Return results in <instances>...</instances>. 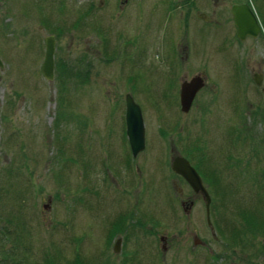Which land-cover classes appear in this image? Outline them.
<instances>
[{
    "label": "rangeland",
    "instance_id": "obj_1",
    "mask_svg": "<svg viewBox=\"0 0 264 264\" xmlns=\"http://www.w3.org/2000/svg\"><path fill=\"white\" fill-rule=\"evenodd\" d=\"M120 1L0 0V245L26 235L25 264H264L251 242L264 234L241 227L264 221V39H237L234 0ZM247 1L264 22V0ZM69 66L84 79L66 77L60 92ZM198 74L205 85L184 112L180 85ZM127 93L145 125L136 157ZM177 154L196 165L211 224L202 194L171 169Z\"/></svg>",
    "mask_w": 264,
    "mask_h": 264
},
{
    "label": "water",
    "instance_id": "obj_2",
    "mask_svg": "<svg viewBox=\"0 0 264 264\" xmlns=\"http://www.w3.org/2000/svg\"><path fill=\"white\" fill-rule=\"evenodd\" d=\"M231 14L233 16L235 25L237 27V34L240 39L245 38L246 35L251 33L256 35L260 30L255 13L251 9L249 4H235L231 7ZM54 51H55V38L49 35L45 38V53L42 63V74L47 79H52L54 75ZM0 65L2 61L0 59ZM256 84H260L261 79L259 77L254 78ZM205 80L200 74L193 76L190 80H184L180 85V106L181 110L188 112L191 105L197 95V93L204 87ZM126 112H125V124H126V136L131 149V153L134 157L145 148V125L140 105L134 100L130 93L125 96ZM171 169L178 175L182 176L186 182L190 185L195 193H200L203 196L205 202L207 221H210V203L211 197L204 185L202 178L198 171L191 165L189 160L182 155H175L171 161ZM193 202L190 201V205ZM47 205L44 204V207ZM165 240V236L161 237ZM120 238L115 242V250L119 249ZM163 245V250H165Z\"/></svg>",
    "mask_w": 264,
    "mask_h": 264
},
{
    "label": "flooded vegetation",
    "instance_id": "obj_3",
    "mask_svg": "<svg viewBox=\"0 0 264 264\" xmlns=\"http://www.w3.org/2000/svg\"><path fill=\"white\" fill-rule=\"evenodd\" d=\"M189 1H191V0H189ZM120 2H122V3H125L126 4V2H127V0H121ZM191 2H193V1H191ZM193 3H195V2H193ZM243 3H245V4H249L250 5V7H251V9L253 10V12L255 13V16H256V18H257V21H258V24L260 25V30L256 33V35H252L251 33H249L248 35H246L245 36V38H243V39H240V38H238L237 37V39L239 40V41H244V40H246V39H249L250 41H258V40H260V39H264V22H263V20L257 15V13H256V11L253 9V7L251 6V4L247 1V0H234L233 2H232V4H231V6H230V12H231V7L233 6V5H235V4H237V5H239V4H243ZM196 16L197 17H199V18H202V21H204V22H208V20H209V18L207 17V15L205 14V13H201V12H197V14H196ZM232 16V15H231ZM232 20H233V24L235 25V23H234V19H233V16H232ZM186 22V24H187V20L185 21ZM42 25H40L39 26V29L41 30L42 29ZM235 28H236V36H237V27L235 26ZM49 35H52V36H54V34H49ZM48 35V36H49ZM47 36H45L44 37V39H43V42H44V44H45V38H46ZM54 38H55V42H56V37L54 36ZM44 53H45V51H44ZM1 58V57H0ZM2 60V59H1ZM43 63V62H42ZM0 67H1V65H0ZM41 69H42V65H41ZM200 75H202V74H200ZM203 76V75H202ZM255 77H259L261 80H262V74H259V73H253L252 74V80L255 78ZM193 167H195V169H197L196 168V165L194 166V164H191ZM49 199V201H50V198H48ZM44 206V205H43ZM48 207V205L46 206V207H44V208H47ZM262 229H260L259 230V232H262L261 234H259L258 235V237L259 236H263V234H264V230L263 231H261ZM3 230H0V236H1V234H3V232H2ZM12 232H13V230L11 229H9V231H8V233L9 234H12ZM13 234L14 235H11L12 236V239L14 240V241H16L17 239H19L18 241H19V244H17V245H11V244H8V245H5V246H1L0 245V264H23V261H24V264H25V262L26 261H28V253H27V247L26 246H22V244L23 243H25V241H26V238L25 237H23L22 235H20V234H17V233H14L13 232ZM251 236H252V234H250ZM14 236V237H13ZM21 236L24 238H21ZM163 236V235H162ZM161 236V237H162ZM120 238V245H119V249L116 251L115 250V242L117 241V239H119ZM254 239H256V237L254 238ZM254 239H252L251 240V242H253L254 244H255V248H256V251H258V253H259V251H261V249L264 251V244H263V246H261V245H259V243H258V245L254 242ZM21 242V243H20ZM115 242H114V244L112 245V250L114 251V252H122V239H121V237H117L116 238V240H115ZM194 243H195V245H197V244H199L200 246H202L203 245V242L200 240V238H198V236H195L194 237ZM25 245V244H24ZM165 246V245H164ZM166 248V247H165ZM10 250V252L6 255L5 253H3V250ZM61 251H60V249L58 248V249H56V251H55V254L57 255V254H59V255H62V253H60ZM263 253V252H262ZM122 254V253H121ZM58 256V255H57ZM17 258V259H16Z\"/></svg>",
    "mask_w": 264,
    "mask_h": 264
},
{
    "label": "trees",
    "instance_id": "obj_4",
    "mask_svg": "<svg viewBox=\"0 0 264 264\" xmlns=\"http://www.w3.org/2000/svg\"><path fill=\"white\" fill-rule=\"evenodd\" d=\"M187 2H188V4H190V1L189 0H187ZM93 4L91 3L90 4V6L87 8L88 10H85L84 9V13H89V14H91L92 12H93V10H92V8H93ZM62 7V6H61ZM80 12L82 11V10H79ZM77 23H78V25H80V24H83V23H86L85 22V20H81L80 21V23H79V21H77ZM106 40V39H105ZM107 41V40H106ZM69 68L70 69H66V72L63 74V75H61V77H62V81L59 83L60 84V92L61 91H63L64 90V85H63V83L65 82V78L67 77V80H71V79H74L76 76H78L79 78H81V79H84L83 77H82V69H77L76 71H72V66H69ZM77 68V67H76ZM63 77H64V79H63ZM260 159V158H259ZM263 172V171H262ZM210 174L212 175V171L210 172ZM203 175L208 179V181H209V178L207 177V173L205 172H203ZM218 176H216V177H214L215 179H211V183L213 182V181H219L218 180V178H217ZM217 178V179H216ZM214 183V182H213ZM217 185V184H216ZM241 212H243V213H247L246 211H244V210H242ZM261 216V215H260ZM260 218V217H259ZM264 219V218H263ZM259 219H258V216H257V218H256V221H258ZM264 221L263 220H259L258 221V223L259 224H254V226H250V224H248V223H243L242 224V232H249V234H253L254 232H256V230H260L259 228H262L263 229V227H264V223H263ZM253 227V228H252ZM257 227V228H256ZM17 234H20V233H17ZM21 235V234H20ZM23 237H25L26 238V235H22ZM21 236V238H23ZM115 236V234H113L112 233V235H111V237H114ZM24 239V238H23ZM19 239H17L16 241H14V242H9V243H7V245L8 244H11V245H17V244H19V241H18ZM27 245V243H26V241H25V243H23L22 244V246H25V245ZM28 246V245H27ZM10 252V250H5V252L4 253H6V255L8 254ZM17 259V258H16ZM26 263V262H25ZM23 264H24V261H23ZM31 264H35V261H32L31 262ZM45 264H46V262H45Z\"/></svg>",
    "mask_w": 264,
    "mask_h": 264
}]
</instances>
